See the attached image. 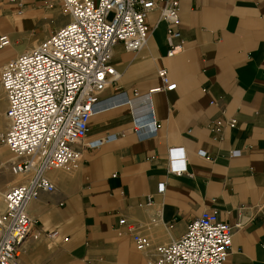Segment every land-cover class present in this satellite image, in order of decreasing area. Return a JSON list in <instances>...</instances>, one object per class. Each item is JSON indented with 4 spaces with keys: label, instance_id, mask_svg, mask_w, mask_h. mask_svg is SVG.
<instances>
[{
    "label": "crops",
    "instance_id": "1",
    "mask_svg": "<svg viewBox=\"0 0 264 264\" xmlns=\"http://www.w3.org/2000/svg\"><path fill=\"white\" fill-rule=\"evenodd\" d=\"M179 2L183 50L167 54L179 41L155 8L144 48H113L120 78L102 94H145L162 85L158 70L166 68L177 87L152 96L157 134L135 133L128 104L92 116L87 140L118 137L85 150L70 168L47 172L55 190L42 191L30 205L34 224L21 264H148L159 245L181 238L204 211L242 225L234 229L226 264H264V0ZM58 6L59 0H0V36L9 38L0 47V132L9 126L2 69L64 23ZM172 147L185 148L187 173L170 172ZM0 148L1 168L12 158ZM234 150L241 155L232 156ZM10 174L8 183L0 181V197L7 184L24 179ZM54 230L59 237L48 238ZM132 231L149 238L146 250L137 249Z\"/></svg>",
    "mask_w": 264,
    "mask_h": 264
},
{
    "label": "built area",
    "instance_id": "2",
    "mask_svg": "<svg viewBox=\"0 0 264 264\" xmlns=\"http://www.w3.org/2000/svg\"><path fill=\"white\" fill-rule=\"evenodd\" d=\"M45 1L50 4L53 0ZM60 1L69 16L67 23L9 60L1 73L8 97L9 126L0 132V144L17 158L10 162V171L24 179L3 196L0 264H21L23 245L34 224L30 205L42 191L55 190L47 172L70 168L83 158L85 150L98 149L117 139V134L108 133L87 140L92 116L128 104L134 115L135 133L142 139L155 136L159 124L152 96L177 87L169 81L167 69L160 68L162 85L149 92H135L132 98L126 92L102 97L120 78L112 63L113 48L118 43L128 51L144 48L150 31L148 13L155 8H159L160 18L167 23L168 34L179 41L167 54L183 50L179 0ZM8 43L6 35L0 36V47ZM217 124L223 125L224 120ZM228 124L235 126L236 119ZM199 153L207 156L204 151ZM239 155L240 150L232 152V156ZM168 158L170 172H188L184 147L169 148ZM165 188V183H159V192ZM147 199L151 204L152 197ZM120 223L125 224L126 220L123 218ZM241 226L239 223L235 227ZM235 227L222 221L217 212L204 211L188 225L181 238L159 245L157 258L148 264H226ZM132 235L137 249L146 250L149 238L138 231H132ZM39 236L37 232L33 234L35 239ZM47 236L56 239L59 231H50Z\"/></svg>",
    "mask_w": 264,
    "mask_h": 264
},
{
    "label": "rangeland",
    "instance_id": "3",
    "mask_svg": "<svg viewBox=\"0 0 264 264\" xmlns=\"http://www.w3.org/2000/svg\"><path fill=\"white\" fill-rule=\"evenodd\" d=\"M59 5L60 6H58V9L56 10V11H58V14H61L62 15V19H64V23H62V25L63 24H65V23H67V21L69 20V16H68V14L67 13H65L64 12V10L62 9V6H61V1L59 0ZM62 25H60V26H62ZM49 36V35H48ZM6 149H7V155H9V157L10 158H12V161H14V160H16L17 158L14 156V154L8 149V147L6 146L5 147ZM2 153V151H1V148H0V154ZM5 157L4 156H0V160H3ZM10 165H9V163H7L6 165H3V166H1V168H0V181H3V182H6V181H8V179L10 178V167H9ZM9 177V178H8ZM20 177V176H19ZM21 178V177H20ZM22 180V179H21ZM23 181V180H22ZM22 181H20V182H22ZM6 183H8V182H6ZM10 183V182H9ZM16 184H18V183H16ZM13 185H15V184H7L6 186H5V188H4V192L2 193L3 195H4V193L11 187V186H13ZM3 195H1V197H0V203H3ZM4 210V207L2 206V209L0 210V212H2Z\"/></svg>",
    "mask_w": 264,
    "mask_h": 264
},
{
    "label": "bare ground",
    "instance_id": "4",
    "mask_svg": "<svg viewBox=\"0 0 264 264\" xmlns=\"http://www.w3.org/2000/svg\"><path fill=\"white\" fill-rule=\"evenodd\" d=\"M3 146H5V147H6V145H3ZM12 175H13V176H15V177H19V175H14L13 173H12ZM3 196H4V195H3Z\"/></svg>",
    "mask_w": 264,
    "mask_h": 264
}]
</instances>
